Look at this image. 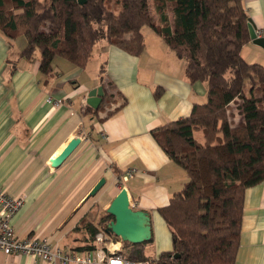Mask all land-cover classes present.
Listing matches in <instances>:
<instances>
[{"label":"crops","instance_id":"0c3cea01","mask_svg":"<svg viewBox=\"0 0 264 264\" xmlns=\"http://www.w3.org/2000/svg\"><path fill=\"white\" fill-rule=\"evenodd\" d=\"M242 6L256 30L264 31V0H242ZM170 17L173 21L172 13ZM143 29L140 55L103 41L83 69L56 58L49 76L40 70L38 51L32 59L22 56L24 37L11 41L0 31V191L25 200L12 220L19 239H47L53 248L73 254L94 251L96 247L81 250L95 246V241L88 243L86 225L98 228V234L104 231L100 222L125 187L131 206L152 219L147 256L172 252V234L158 209L169 205L189 177L153 131L189 117L194 105L207 102L208 88L202 82L191 84L185 61L154 30L147 38ZM241 54L264 66V49L253 41ZM101 87L104 96L94 109L87 104L88 95ZM50 98L61 104H50ZM231 107L230 120L242 122L238 106ZM76 138L81 140L78 148L53 167L52 159ZM196 138L203 143L204 134L202 141ZM129 170L134 176L125 180ZM102 179L105 186L90 196ZM113 238L118 244L108 248L122 252L123 242ZM0 264L49 263L0 253ZM237 264H264V183L245 192Z\"/></svg>","mask_w":264,"mask_h":264},{"label":"trees","instance_id":"16d2710c","mask_svg":"<svg viewBox=\"0 0 264 264\" xmlns=\"http://www.w3.org/2000/svg\"><path fill=\"white\" fill-rule=\"evenodd\" d=\"M83 1L0 0V31L11 41L24 37L22 56L32 59L38 51L40 70L49 76L56 58L83 69L103 41L138 56L145 48L142 29L151 27L185 61L187 80L208 88L207 102L194 105L189 117L153 131L189 177L158 209L172 234V252L147 256L152 239L124 243L121 253L151 264H237L245 192L264 183V66L241 54L252 41L242 0H153L156 16L149 0L117 1L120 10L111 0ZM235 104L243 121L234 125ZM196 132H203V143ZM113 219L101 220L104 231ZM86 228L92 243L100 230Z\"/></svg>","mask_w":264,"mask_h":264},{"label":"built area","instance_id":"2783aa9c","mask_svg":"<svg viewBox=\"0 0 264 264\" xmlns=\"http://www.w3.org/2000/svg\"><path fill=\"white\" fill-rule=\"evenodd\" d=\"M257 38H264V31H256ZM50 104L59 106L61 103L47 100ZM135 171L129 170L125 180L134 176ZM125 188V187H124ZM24 198L13 199L0 191V253L6 256H28L41 259L49 264H151L149 261L135 262L115 249H109L118 244L113 237L100 232L95 239L96 249L87 253H70L60 248H53L47 239H19L12 228L14 216L23 208ZM118 239V238H117Z\"/></svg>","mask_w":264,"mask_h":264},{"label":"water","instance_id":"95a60500","mask_svg":"<svg viewBox=\"0 0 264 264\" xmlns=\"http://www.w3.org/2000/svg\"><path fill=\"white\" fill-rule=\"evenodd\" d=\"M86 1L80 0L81 4ZM250 38L254 44L264 49V38H257L256 27L249 20ZM104 96L103 88L94 89L88 95L87 104L92 108H99ZM80 138H76L66 147V149L57 157L53 158L51 163L53 167L60 166L80 145ZM106 179H102L91 191L90 196H95L105 186ZM107 213L113 216V220L106 225L105 233L114 235L123 243L142 244L153 239L152 219L148 212L143 210H135L131 206V200L128 190L123 188L117 197L113 200ZM180 255L176 254L175 259H179Z\"/></svg>","mask_w":264,"mask_h":264},{"label":"rangeland","instance_id":"374dc122","mask_svg":"<svg viewBox=\"0 0 264 264\" xmlns=\"http://www.w3.org/2000/svg\"><path fill=\"white\" fill-rule=\"evenodd\" d=\"M120 2V1H122V0H111V6L112 7H114V8H117L118 10H120V8H121V6H122V4H120V5H116V2ZM153 0H149V3H150V6L152 7V14H153V16H155L156 14H155V11H154V8H153V2H152ZM41 2H44V0H41ZM143 32L145 33V36H147V38H149V34H152L153 35V33H154V31H153V29L151 28V27H145L144 29H143ZM155 35V34H154ZM237 107V104H235V108ZM234 108V107H233ZM231 113H233V112H231ZM203 132H196V137H198L201 141L203 140V134H202ZM203 142H204V140H203ZM123 246H124V243H123ZM122 249H123V247H122Z\"/></svg>","mask_w":264,"mask_h":264}]
</instances>
